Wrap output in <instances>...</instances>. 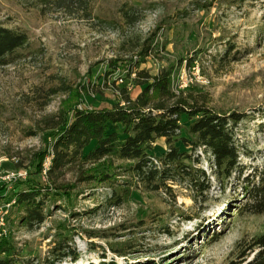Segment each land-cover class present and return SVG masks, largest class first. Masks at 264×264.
Wrapping results in <instances>:
<instances>
[{"label": "rangeland", "instance_id": "rangeland-1", "mask_svg": "<svg viewBox=\"0 0 264 264\" xmlns=\"http://www.w3.org/2000/svg\"><path fill=\"white\" fill-rule=\"evenodd\" d=\"M233 1L0 0V25L29 37V46L0 66V184L9 182L7 197L0 198L2 237L11 238L23 257L49 264L55 241L65 235L80 253L77 264L241 262L252 238L264 232V216H238L242 188L234 179L221 189L202 149L200 166L214 183L206 200L195 201L190 188L173 182L172 192L153 191L128 171L130 161L115 157L121 175L114 187L80 184L75 172L68 173L66 182L77 186L72 201L48 203L50 215L33 229L20 225L23 213L12 201L14 181L29 178L52 142L48 125L54 116L77 106L110 107L122 100L125 86L137 97L136 72L130 77L123 67L132 59L152 75L172 71L178 95L205 100L219 112L246 114L238 127L245 175L264 168V6ZM229 42L239 60H232L234 53L221 59ZM149 48L150 56H142ZM114 59L122 60L117 69L109 65ZM175 144L190 150L182 141ZM98 146L91 140L83 150L86 168L94 166ZM169 147L160 138L150 152L159 159ZM45 174L36 177L44 183Z\"/></svg>", "mask_w": 264, "mask_h": 264}, {"label": "trees", "instance_id": "trees-1", "mask_svg": "<svg viewBox=\"0 0 264 264\" xmlns=\"http://www.w3.org/2000/svg\"><path fill=\"white\" fill-rule=\"evenodd\" d=\"M68 1L58 0V3L65 5ZM248 1L254 3L258 0H234L232 3L242 7ZM259 1L264 6V0ZM126 15L130 20L136 16L130 12ZM229 44L221 59H228L234 53L232 60H239L241 53L236 44ZM28 46L29 37L25 32L0 25V66L11 63L18 52ZM150 50L141 55L150 56ZM121 61L114 59L109 65L117 69ZM125 64L123 67L130 77L134 72L137 74L134 82L141 91L135 99L131 97L130 88L125 86L120 92L122 100L110 107L77 106L50 120L48 136L52 142L38 161L33 162L29 178L14 181L17 190L12 201L23 213L20 225L30 229L40 226L50 215L48 203L56 205L63 201L69 204L72 201L71 193L77 186L66 182L70 172L77 174L80 184H93L95 188L106 184L114 187L121 175L116 170L115 157L130 161L132 164L128 171L153 191L164 188L172 192L169 183L173 182L190 188L195 201L204 199L209 196L214 183L200 166L199 149L210 157L213 177L221 189L225 190L234 179L238 181L244 199L236 206L238 216H264V168L255 167L245 175L246 166L241 162L244 150L239 142L238 127L247 115L219 112L208 106L205 100L200 101L184 93L178 95L172 88V71L152 75L146 69L141 70L137 60H125ZM184 130L186 136L183 135ZM160 138H165L170 147L157 159L150 151ZM91 140L99 144L95 154L97 159L94 166L86 168L81 156ZM177 141H182L190 150L182 151L175 144ZM49 157L51 165L45 174V163ZM44 174L47 181L43 183L36 176ZM8 185L9 182H1L0 198L7 197ZM116 192L113 188L111 195H116ZM215 237L213 235L211 239L216 240ZM70 241L65 235L55 241L52 250L55 258L49 259V264H63L69 258L72 264H77L81 256ZM243 243L239 242L237 247L242 248ZM248 248L246 252L244 249L241 262L235 264H264V232L252 238ZM0 264L39 262L23 257L22 250L11 238L0 237ZM98 264L115 262L101 261Z\"/></svg>", "mask_w": 264, "mask_h": 264}, {"label": "built area", "instance_id": "built-area-1", "mask_svg": "<svg viewBox=\"0 0 264 264\" xmlns=\"http://www.w3.org/2000/svg\"><path fill=\"white\" fill-rule=\"evenodd\" d=\"M133 76H136V74L134 73ZM120 81L121 82H124V79L123 78H120ZM124 104L125 103L123 102V105ZM50 165H51V157L48 158L47 163L45 164V172L46 173L49 170ZM1 215H2V210H0V237H2L5 234V231L3 229L4 228L5 219Z\"/></svg>", "mask_w": 264, "mask_h": 264}]
</instances>
